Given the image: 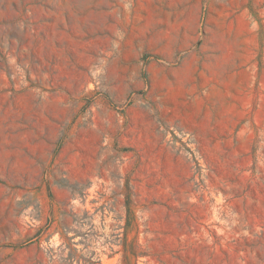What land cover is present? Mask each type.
<instances>
[{
	"label": "rangeland",
	"instance_id": "1",
	"mask_svg": "<svg viewBox=\"0 0 264 264\" xmlns=\"http://www.w3.org/2000/svg\"><path fill=\"white\" fill-rule=\"evenodd\" d=\"M0 264H264V0H0Z\"/></svg>",
	"mask_w": 264,
	"mask_h": 264
}]
</instances>
